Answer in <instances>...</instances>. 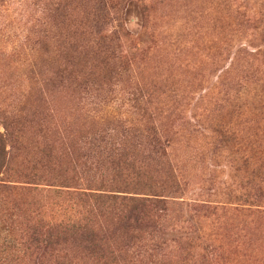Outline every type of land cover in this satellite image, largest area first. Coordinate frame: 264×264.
<instances>
[{"label": "trees", "instance_id": "1", "mask_svg": "<svg viewBox=\"0 0 264 264\" xmlns=\"http://www.w3.org/2000/svg\"><path fill=\"white\" fill-rule=\"evenodd\" d=\"M132 1L145 8L151 0H30V27L11 52H0L20 63L27 82L23 92L10 88L14 97L0 106V204L12 230L0 239V264H152L167 242H192L168 222L175 207L210 209L207 202L184 204V175L171 152L176 136L164 131L181 95L169 99L128 75L136 61L126 53L119 16ZM256 1L261 12L241 16L264 36V0ZM248 49L239 53L264 67V48ZM123 85L137 94L118 98ZM263 89L253 97L254 110L264 109ZM49 93H60V127L46 110ZM227 104L217 111L241 109ZM222 119L185 125L190 136L225 147L236 136ZM261 194L256 184L254 203ZM44 201L60 202V211L47 212Z\"/></svg>", "mask_w": 264, "mask_h": 264}, {"label": "rangeland", "instance_id": "2", "mask_svg": "<svg viewBox=\"0 0 264 264\" xmlns=\"http://www.w3.org/2000/svg\"><path fill=\"white\" fill-rule=\"evenodd\" d=\"M29 1L0 0V52H11L30 27ZM146 6L129 2L119 16L127 36L126 53L135 59L133 64L136 61L128 75L141 85L168 92L169 99L181 95V108L165 122L164 131L176 136L171 152L184 175V204L207 202L210 207L204 212L187 205L175 207L168 222L192 242L190 246L167 242L163 256L152 264H264V109L257 111L252 105L264 86V67L259 58L239 53L264 48V36L241 16L251 19L262 6L256 0H151ZM114 27L115 23L109 31ZM23 79L20 63L0 58V106L6 107L8 98L14 97L10 88L24 91ZM121 88L123 92L115 94L118 98L136 93L131 87L126 91L127 85ZM29 93L38 99L36 87L30 86ZM225 100L227 105L241 103V109L218 112ZM47 102L50 121L60 127V93H49ZM126 110L121 107L119 113ZM218 116L235 134L233 144L216 146L209 136L204 140L188 134L186 123H205ZM256 184L262 194L254 203ZM246 194L251 195L247 201ZM44 202L47 212L60 211V202L57 207ZM10 215L0 204V239L12 231Z\"/></svg>", "mask_w": 264, "mask_h": 264}]
</instances>
